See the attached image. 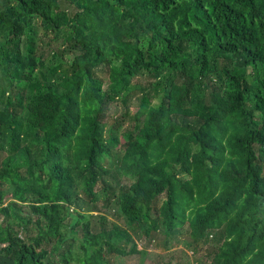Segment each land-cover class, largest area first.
Segmentation results:
<instances>
[{
    "label": "trees",
    "instance_id": "16d2710c",
    "mask_svg": "<svg viewBox=\"0 0 264 264\" xmlns=\"http://www.w3.org/2000/svg\"><path fill=\"white\" fill-rule=\"evenodd\" d=\"M38 25L68 47L57 79ZM0 70V260L110 264L187 228L197 264H264V0H0ZM100 191L128 230L91 214Z\"/></svg>",
    "mask_w": 264,
    "mask_h": 264
},
{
    "label": "rangeland",
    "instance_id": "374dc122",
    "mask_svg": "<svg viewBox=\"0 0 264 264\" xmlns=\"http://www.w3.org/2000/svg\"><path fill=\"white\" fill-rule=\"evenodd\" d=\"M66 8L69 9V11H73V6L70 4L66 5ZM38 25L37 27H39ZM38 37H39V43H37L38 49L41 50L43 54V59L45 60V66L42 68V70L45 72V74L53 79H57L60 77L61 74H64V72L68 71L70 60L69 55L66 54L65 56L61 55L60 51L68 52V47H66V44L63 42H59L57 44H51L48 34H46L45 29L42 27L38 28ZM40 52V53H41ZM99 75L105 80H108V74L107 72L99 69ZM107 85V82H105ZM17 92H15L14 96L16 97ZM9 96H13L10 87L8 85L7 80L4 77L3 72L0 70V110L5 108L7 104V100ZM22 116V124L24 127V131L26 133L25 140L29 143L31 139L34 136V130L30 128V126L25 122V113L20 111ZM125 110L122 106L121 102H117L112 109L111 117H110V123H114V121L121 120V127L120 131L123 132L127 129H132L135 125V122L133 121L132 112L129 111L128 114L124 115ZM123 140L121 141V144L117 147H114L112 150V161H113V173L117 172V164L122 157L124 146H123ZM7 156L6 153L0 152V168H1V162L5 159ZM133 181V179H130ZM118 181L122 184L129 183L130 181L128 179L123 178L122 176H118ZM115 180L108 179L109 184H114ZM101 188H99L100 190ZM98 190V191H99ZM100 197V203L98 205V210L96 213H91L94 217L98 215H106L107 219L110 221V223L117 224L123 229L128 230L129 228L126 225L125 219L121 217L119 209L115 207V205H110L109 207L106 206L107 196L103 194L102 191L99 192ZM81 209L85 212L92 211V206H89L88 203L85 206L84 203L81 205ZM96 221V220H95ZM177 241L180 242L178 244L177 242L170 241L168 244H164L162 240V236L160 235H153V237L147 236L143 231L138 233L137 235H134V243L126 245L122 244V249L126 251V253H129L133 246L135 245L137 248V251L139 253H142L143 251L146 252V256L141 255H129V256H121V255H113L108 257V261L110 264H162L164 262H167L166 259L171 254L173 255L176 251H183L182 254L176 253L177 257H180L179 264H197V259L193 258V252L192 249L188 248L185 244L188 239V229L183 228L179 229L177 232ZM23 236L25 233L23 232ZM167 249H170V251H166ZM167 255V256H166ZM165 257V258H164ZM0 264H10L9 262L5 260H0ZM176 264V263H174Z\"/></svg>",
    "mask_w": 264,
    "mask_h": 264
}]
</instances>
